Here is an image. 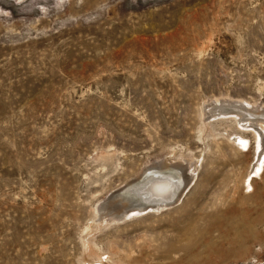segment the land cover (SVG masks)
Here are the masks:
<instances>
[{"label":"rangeland","instance_id":"obj_1","mask_svg":"<svg viewBox=\"0 0 264 264\" xmlns=\"http://www.w3.org/2000/svg\"><path fill=\"white\" fill-rule=\"evenodd\" d=\"M262 107L264 0H0V264H264ZM163 164L181 198L124 215Z\"/></svg>","mask_w":264,"mask_h":264},{"label":"bare ground","instance_id":"obj_2","mask_svg":"<svg viewBox=\"0 0 264 264\" xmlns=\"http://www.w3.org/2000/svg\"><path fill=\"white\" fill-rule=\"evenodd\" d=\"M216 108L211 109L213 112L212 114L210 112L208 117L218 115L216 112L218 110H216ZM243 110H245V108ZM243 112L244 111L231 113L234 115L237 120L236 123L238 122L241 128H251L256 134L254 135L257 139L256 159L246 181L248 188H252L253 178L259 176L264 171V108L262 107L261 111L258 110L254 114H251V117H247ZM219 114L222 115L225 113L220 110ZM234 139V141H237L242 146L247 147L249 144V140L242 136H235ZM179 165L181 167L171 164L149 167L137 178L127 182L120 190V193L115 196L116 202L119 201L125 205L124 209L120 211H124L123 214L125 215L132 213V211H144L148 208L159 209L162 206L171 205L178 201L186 189V178L190 180L192 174L195 172V167L193 165L190 166V173H184V171L188 169V167H185L186 165ZM112 201H114V198ZM125 210L127 212H125ZM84 264L102 263L85 262Z\"/></svg>","mask_w":264,"mask_h":264}]
</instances>
